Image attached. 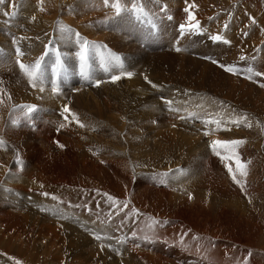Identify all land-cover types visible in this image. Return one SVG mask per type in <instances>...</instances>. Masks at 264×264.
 I'll return each instance as SVG.
<instances>
[{"label":"rangeland","instance_id":"1","mask_svg":"<svg viewBox=\"0 0 264 264\" xmlns=\"http://www.w3.org/2000/svg\"><path fill=\"white\" fill-rule=\"evenodd\" d=\"M112 3L0 0V207L15 216V236L0 224V264H146L147 257L184 264L175 244L153 236L171 229L173 243H226L223 263L264 264V0H121L119 14ZM134 3L156 23L155 34L134 21ZM177 21L188 30L173 48ZM76 33L122 55L121 69L111 70L119 80L75 84L71 51L84 42ZM45 46L64 53L71 89L47 85ZM17 49L25 65L40 60L36 87L15 62ZM24 105L37 110L28 114ZM217 140L244 141L235 153L246 175L235 159L222 160L224 149L215 154ZM80 188L84 218L63 204L76 200L65 190ZM95 192L107 200L97 233L80 223L97 221L88 206ZM43 227L59 239L43 238ZM154 242L158 249H150ZM196 251L192 245L183 255ZM193 260L217 262L207 252Z\"/></svg>","mask_w":264,"mask_h":264},{"label":"bare ground","instance_id":"2","mask_svg":"<svg viewBox=\"0 0 264 264\" xmlns=\"http://www.w3.org/2000/svg\"><path fill=\"white\" fill-rule=\"evenodd\" d=\"M56 15V14H55ZM96 18V17H95ZM93 19V18H92ZM63 47V46H62ZM67 52V51H66ZM131 89V88H130ZM129 89V90H130ZM132 90V89H131ZM132 94V93H131ZM0 164H1V162H0ZM2 167V166H1ZM4 170V169H3ZM1 171V170H0ZM119 184V183H118ZM120 185V184H119ZM122 187V186H121ZM110 188H111V186H110ZM146 188V187H145ZM68 190V189H67ZM67 190H63L64 191V194L67 196V197H70V198H75L76 200H73V201H65V199H63V204H65L66 206H74V207H76L77 208V210H75L73 213L74 214H77V216H79V218L81 217V218H84V216L82 215V214H80V212L81 211H79L78 209H80L81 207H83V202H82V200H79V198L78 197H81V196H84V195H86L87 194V192H84L83 191V189L82 188H80V190H79V192L78 193H75V192H70V191H67ZM71 190V189H70ZM83 191V193L82 194H80L81 192ZM97 192V191H96ZM96 192L94 193V195L93 196H91V197H89L88 198V206H91L94 210H91V211H89V218H95L97 221L96 222H94V221H89V218L88 219H86V220H88L89 221V223L88 222H85V221H82V220H80V223H83L84 225H85V227H89V229L90 230H92L93 231V233L95 232V233H97L98 232V228H97V225L98 224H100L101 222H103L104 221V219H103V217H102V213H101V215H99V212H98V207L99 206H101V205H105V206H107V200L106 199H104V198H102V196H101V194L100 195H98V194H96ZM45 193V192H44ZM47 193H48V191H47ZM50 193V192H49ZM122 193V192H121ZM120 193V194H121ZM144 193V192H143ZM74 194H75V196H74ZM78 194H80V195H78ZM117 194V193H116ZM69 195V196H68ZM78 195V196H77ZM157 195H159V194H157ZM13 196V195H12ZM64 196V195H63ZM133 197V196H132ZM69 198V199H70ZM159 198V197H158ZM43 199V198H42ZM43 201V200H42ZM146 202H147V200H146ZM96 204V205H95ZM42 205V204H41ZM45 206V205H44ZM46 207V206H45ZM62 207V206H61ZM85 207V206H84ZM111 208V207H110ZM66 209V208H65ZM83 210H82V212L81 213H87V211L85 212V209H86V207L85 208H82ZM89 209V208H88ZM87 209V210H88ZM113 209V208H112ZM19 211V210H18ZM64 211V210H63ZM111 211V210H110ZM65 212H66V210H65ZM101 212V211H100ZM2 213V214H1ZM54 213H56V212H54ZM70 211H68L67 213H63V214H65L64 215V217L62 216V217H60V219H63V218H69L70 217ZM113 213V212H112ZM31 214V213H30ZM73 214V215H74ZM112 215V214H111ZM35 216V215H34ZM14 218H15V216H13ZM12 216H11V214L7 211V210H5L4 209V211L2 212V210H1V207H0V218H3V219H0V224H5V225H8V230H6V232L9 234V236L10 235H12V226H13V224L15 223L14 222V220L12 219L13 218ZM74 217V216H73ZM111 218V217H110ZM76 219V218H75ZM112 219V218H111ZM92 220V219H91ZM116 220H120V219H118V218H116ZM115 220V221H116ZM26 221V219H24V218H22L21 220H20V222H22V223H24ZM114 221V222H115ZM123 220H121V222H122ZM18 222V221H17ZM62 222H66L67 224H70V221H69V219H66V220H63ZM73 222H74V220H73ZM99 222V223H98ZM65 223V224H66ZM92 223H94V224H92ZM18 224V223H17ZM76 224V223H75ZM74 224V225H75ZM104 224H105V222H104ZM107 224H109L108 222H107ZM22 225V224H21ZM61 225V224H60ZM63 225V224H62ZM96 225V226H95ZM67 227V225H63L62 227H64V228H66ZM71 227H73L72 225H70ZM113 226V225H112ZM13 227H15V226H13ZM69 227V226H68ZM75 227V226H74ZM46 228V227H45ZM70 228V227H69ZM77 228V227H76ZM78 228H80V227H78ZM108 228V227H107ZM149 228V227H148ZM3 229V228H2ZM43 229H44V227H43ZM67 229V228H66ZM81 229V228H80ZM120 229V228H119ZM150 229V228H149ZM164 229V228H163ZM167 229H170V228H167ZM75 230V229H74ZM82 230V229H81ZM107 230V229H106ZM125 230V229H124ZM124 230L121 232V234L123 235L124 234ZM137 230V229H136ZM171 230H173V229H171ZM171 230H168V231H170L171 232ZM256 230H257V228L255 229L254 228V231L256 232ZM13 231H14V229H13ZM17 231V230H16ZM32 231H33V229H32ZM91 231V232H92ZM126 231V230H125ZM168 231H160L161 232V234L159 233L158 235H153V236H155V237H157V238H162V239H164V240H166L167 241V243L166 244H168L169 243V245L170 244H175V246L173 245L172 247H174V248H172V250H174L175 252H177V253H175L176 255H175V257L177 258V259H179L180 261H182L184 264H193L194 262H191V261H188V258H193L194 260L197 258V256L199 255V254H201L202 252H207V253H209L210 255H211V259L212 260H215V261H217L215 264H219V262H221V264H226V263H223V258L222 257H225V254L223 253V252H225V250L224 249H227V248H224V247H227L226 245V243H217V244H213V243H211L212 241H209V239H205V240H201V241H199V243L197 244V243H195V242H193V243H182V244H177V243H173V242H171L173 239H174V237L173 238H170V236H169V232ZM254 231L252 232V233H254ZM69 232V231H68ZM78 232V231H77ZM104 232H105V230H104ZM185 232H187V231H185ZM41 233L43 234V238H50L52 241H56V239H59V232L57 231V232H55V231H53V230H51V229H49V232H47L46 231V229H44V230H41ZM107 233V232H106ZM134 233V232H133ZM78 234V233H77ZM130 234H132V233H130ZM135 234V233H134ZM14 235V234H13ZM12 235V236H13ZM110 234H108V236H109ZM125 236H126V234H124ZM174 235V234H173ZM15 236V235H14ZM17 236V235H16ZM114 237L115 236H117V234H114L113 235ZM41 237H42V235H41ZM64 237V236H63ZM124 237V236H123ZM127 237V236H126ZM17 238V237H16ZM116 238V237H115ZM115 238H112V240H115ZM117 239V238H116ZM149 239V238H148ZM161 239V240H162ZM185 239V238H184ZM187 239V238H186ZM185 239V240H186ZM197 239V238H196ZM49 240V239H48ZM80 240V239H79ZM154 240V239H153ZM163 240V241H164ZM116 241V240H115ZM174 241V240H173ZM177 241V240H176ZM195 241V240H194ZM198 241V240H197ZM54 242L52 243V245L54 244ZM153 242V241H152ZM112 243H113V241H112ZM147 243V246H148V242H146ZM155 243V242H154ZM152 244V248H150V249H153V248H155V249H158V246H157V243H155V244ZM163 243V242H162ZM180 243V242H179ZM166 244H164V245H166ZM220 244H221V246H220ZM226 244V245H225ZM65 245V244H64ZM153 245H155V246H153ZM193 245V247L194 248H196L197 249V251L196 252H193L192 254H186V256L185 255H183V254H185V253H187V252H189L190 250H191V246ZM168 246V245H167ZM167 246H166V248H167ZM63 247V246H62ZM163 248V247H162ZM79 249H81V246L79 247ZM144 249H146V248H144ZM168 249H170V248H168ZM84 250V249H83ZM135 251V250H134ZM195 251V250H194ZM146 252H150V251H146ZM167 252H168V250H167ZM241 252V251H240ZM151 253V252H150ZM162 253V252H161ZM164 253V252H163ZM229 253H231V254H233V255H235L233 252H230L229 251ZM152 255V254H151ZM156 255V254H155ZM230 255V254H229ZM231 256V255H230ZM241 256V255H240ZM243 258V257H242ZM239 259V258H238ZM167 260V259H166ZM193 260V261H194ZM240 260V259H239ZM250 260V259H249ZM146 261H149L148 263H146V264H157V261H155V258H150V257H147L146 258ZM226 261V260H225ZM229 261V260H228ZM241 261V260H240ZM232 262V261H231ZM250 262V261H249ZM237 263V262H236ZM235 263V264H236ZM166 264V263H165ZM173 264V263H172ZM242 264H247L246 263V261H244V262H242ZM249 264V263H248Z\"/></svg>","mask_w":264,"mask_h":264},{"label":"snow or ice","instance_id":"3","mask_svg":"<svg viewBox=\"0 0 264 264\" xmlns=\"http://www.w3.org/2000/svg\"><path fill=\"white\" fill-rule=\"evenodd\" d=\"M104 3L105 5L107 6L109 4V0H104ZM112 7L115 8L117 14H119L122 10H124L122 8V5H121V0H114V3H112L111 5ZM189 7H194V5H190ZM133 11H143V8L136 5L135 3L133 4ZM185 11H188V9L186 8ZM33 19H35L33 17ZM188 21H189V24H188V29H191V30H196V31H199V21H196L195 23H192V21H195V16L192 15L191 13H189V16H188ZM181 29H182V34L184 31H187L188 29H185V26L184 25H181ZM67 31H71L70 29H66ZM212 39L214 40H220L222 39L221 36L217 35V36H214L212 37ZM225 43H228V41H224ZM87 49H88V42L85 40L83 42V45H82V50H81V60H84L86 58V52H87ZM177 51H180L179 48L176 49ZM17 55L20 56V55H23V53H21L19 51V49H17ZM42 59V57H41ZM215 63V61H213ZM17 63H19V67L20 69L29 77V80L30 82H33V87H36V81L39 80V72H40V68H41V64H40V60H37L35 62V64L33 66H28V65H25L23 63H21L20 61H17ZM221 67L224 68L225 71L227 72H232V73H236V69L234 67H226L224 65H221ZM128 76H131L132 74L131 73H128L127 74ZM256 75H262L261 73H256ZM120 77L119 76H114L112 77V82H116L117 80H119ZM43 87L40 88V91H43ZM54 91H58L56 89H54ZM11 97L9 96V99ZM0 103H2V100H0ZM170 103V102H169ZM22 108H25L27 110V113L28 114H31L33 112H35L37 109H36V106L35 105H24V106H20ZM69 109L65 106L64 108V112H68ZM75 118V117H74ZM67 119V117H66ZM13 123H18L17 121H13ZM234 123H237L234 121ZM81 127H83V125L81 124L80 125ZM251 125H249L250 127ZM208 133H205V135H207ZM244 143V141H240V140H234V141H213L212 142V148H213V151L215 152L216 155H220V152L217 151L218 148H222L224 149L225 152L229 153V155H225V156H222V160H231V159H235V163H236V169L237 171L240 172V175H246V171H245V168L246 166L241 163L238 155H236L235 153V148ZM61 147H63V145H61ZM226 167H228V171L229 173L232 175V179L234 180V182L236 183H240L239 180L236 179V175L235 173L233 172L231 166H228L226 165ZM44 195H47V193H45ZM113 198L112 197H109V200H112ZM99 238V237H97ZM17 264H19V262H17Z\"/></svg>","mask_w":264,"mask_h":264}]
</instances>
